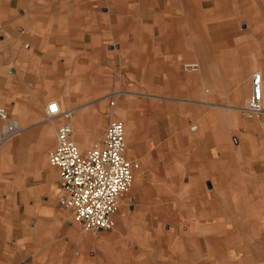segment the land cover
I'll return each instance as SVG.
<instances>
[{"label":"crops","instance_id":"crops-1","mask_svg":"<svg viewBox=\"0 0 264 264\" xmlns=\"http://www.w3.org/2000/svg\"><path fill=\"white\" fill-rule=\"evenodd\" d=\"M160 4L0 0V106L22 128L2 139L0 117V264H264V0ZM256 73L261 113L246 110ZM126 74L136 89L104 95ZM116 92L168 99L138 152L144 235L81 229L48 158L61 118L50 102L72 111L64 122L87 149L120 115L119 102L104 109Z\"/></svg>","mask_w":264,"mask_h":264},{"label":"built area","instance_id":"built-area-1","mask_svg":"<svg viewBox=\"0 0 264 264\" xmlns=\"http://www.w3.org/2000/svg\"><path fill=\"white\" fill-rule=\"evenodd\" d=\"M197 62H185L186 70H195ZM248 112L261 113L262 77L256 73L252 80V93L246 107ZM49 119L60 116L70 119L71 110H63L57 101L46 108ZM0 117L8 123L2 139L19 133L22 128L0 106ZM195 128V126H193ZM126 124L111 118L99 143L82 150L74 137V128L63 122L57 130V145L49 154V161L58 167L61 189L59 202L70 209L83 228L91 231L115 226V214L120 200L132 184L134 173L140 168L138 159L127 156Z\"/></svg>","mask_w":264,"mask_h":264},{"label":"rangeland","instance_id":"rangeland-1","mask_svg":"<svg viewBox=\"0 0 264 264\" xmlns=\"http://www.w3.org/2000/svg\"><path fill=\"white\" fill-rule=\"evenodd\" d=\"M162 1L164 2V0H162ZM177 1L178 0H176V2ZM153 2L155 3L156 0H153ZM160 2H161V0H159V4H160ZM163 2H161V4H163ZM157 4H158V2H157ZM110 48L111 47H109V46H105L106 53L109 51ZM154 48H155V46H154ZM156 48H158V45H156ZM135 79H136L135 77L129 76L128 74L122 75L120 77V80H119L120 83L116 82V83L112 84L111 87L108 89L109 91L106 90L104 95H106L110 92L116 91L120 88L128 89V90L136 89L135 87H133L131 85V83H134ZM158 95H162V94L161 93H154V92H142V93L136 92V93H133L129 96L128 95L127 96H124V95L123 96L122 95L116 96L115 95L113 97L106 98V100H105L104 109H106V110L109 108L116 107L118 105V102L121 103L122 108H120V107L118 108L120 110L119 111L120 115H118L114 118L121 119L124 122L126 120L127 123L130 124L129 125V135L132 137L133 143H132V147H131L132 150L128 151V155H129V158L138 159L140 161L141 166L139 169H137L138 171L136 170L135 176H134V178L137 176L138 180L140 179L141 174L143 175V170L145 167L144 166L145 160H144L143 156L138 154V152L143 151L142 148L145 144V141H144L145 140V134H146L145 133V126L148 124H151L152 122H154V123H156V122H159V123L160 122L161 123L167 122L166 119L168 117L167 116L168 110H167V104L166 103H167L168 99H166L164 97L160 98ZM163 102H165V104ZM174 105H176V103ZM123 109L127 111V114H128L127 116L129 117V119L126 118L125 116H123L125 114V111ZM106 117L109 119L108 116H106ZM57 122H58V126H59L64 122V119L60 118L57 120ZM107 123L105 124V129L108 125ZM105 129L103 131L102 137L104 136ZM102 137H101V139H102ZM127 142H128V138H127ZM94 144H96V143H92L90 146H92ZM138 147H139V149H138ZM80 148L82 150H85V148H82V147H80ZM143 178H144V175H143ZM133 181L134 182L132 183L131 187L125 193V196L122 195V197H121L123 199L121 201V204L119 205L118 211L115 214V226L110 228V229H103V230H99L97 232L85 230L86 232L93 234V233L104 232L106 230H114V229L119 227L118 224L122 223L124 229H128V228L137 226V228L139 229V233L141 235H144V233L146 232L145 229H147L144 225V221H138L137 222V220H133L134 219L133 218L134 213L140 211L137 209V207L140 206L142 208L141 209L142 212L145 211L144 204H142L141 202L139 204H137L139 202V199L133 198V192H134L133 189L137 186L135 180H133ZM141 183H142V180H141ZM64 209H66V208H64ZM120 215H121V218L119 217ZM135 218H138V217L135 216ZM116 219H117V221H116ZM76 223L80 226L81 229H83L81 223H79L78 221H76Z\"/></svg>","mask_w":264,"mask_h":264},{"label":"bare ground","instance_id":"bare-ground-1","mask_svg":"<svg viewBox=\"0 0 264 264\" xmlns=\"http://www.w3.org/2000/svg\"><path fill=\"white\" fill-rule=\"evenodd\" d=\"M115 94H116V95H117V94L122 95L123 92H116ZM122 121H123V120H122ZM126 137H127V136H126ZM126 141H127V138H126ZM127 145H128V144H127ZM127 156L129 157L128 153H127ZM137 171H138V170H137ZM135 172H136V171H135ZM134 176H135V173H134ZM133 180H135V178H133ZM133 182H134V181H132V183H133ZM131 185H132V184H131ZM130 187H131V186H130ZM130 187H129V188H130ZM128 190H129V189H128ZM128 190H127V191H128ZM127 191H125L124 194H125ZM124 194H123V195H124ZM120 201H121V200H120Z\"/></svg>","mask_w":264,"mask_h":264}]
</instances>
